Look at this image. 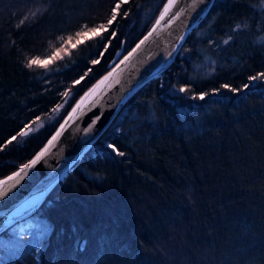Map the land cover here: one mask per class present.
I'll return each instance as SVG.
<instances>
[{"label": "trees", "instance_id": "obj_1", "mask_svg": "<svg viewBox=\"0 0 264 264\" xmlns=\"http://www.w3.org/2000/svg\"><path fill=\"white\" fill-rule=\"evenodd\" d=\"M114 2L0 0V144L52 115L0 152V178L37 154L117 52L129 51L150 28L166 0L122 6L129 14L117 18L102 57L104 43L90 35L56 62L55 73L26 67L32 55L44 58L59 47V37L105 23ZM260 3L214 0L169 67L126 100L52 187L43 212L51 232L41 253L11 264H264V83L212 93L224 83H252L248 77L264 71ZM93 59L100 63L91 65ZM202 63L207 67L198 72ZM184 84L190 92L178 91ZM69 87L76 94L65 103L61 94ZM201 92L209 95L194 98ZM58 104L63 107L53 111ZM114 142L124 157L108 152L106 144ZM11 237L10 230L0 233L2 240Z\"/></svg>", "mask_w": 264, "mask_h": 264}, {"label": "snow or ice", "instance_id": "obj_2", "mask_svg": "<svg viewBox=\"0 0 264 264\" xmlns=\"http://www.w3.org/2000/svg\"><path fill=\"white\" fill-rule=\"evenodd\" d=\"M201 2L202 0H191V3L187 5V8L180 6L184 3V0H167L166 3H163V7L160 10V14L153 27L146 35H144L143 39H141L139 43L136 44V47L133 48L132 51L128 52L126 56H124L123 60H121L119 64H117L111 71L107 73V75L103 76L95 85H93V87L90 88L88 92L84 94V96L80 97V99L76 102L75 107H72L71 112L68 113L67 119L64 120V123L60 124L59 129L55 135H53L51 139L48 140L47 144L31 160L24 164L18 165L17 171L0 178V217H3V219H0V228L10 230L12 233V237L8 241L0 239V264H11V262H13L16 257L23 256L25 253H41L42 247L45 245V242L51 232V225L46 219L43 218L44 206L49 202L47 197L53 187L51 182L38 186L29 193L30 198L25 199L18 206L16 205L17 197L16 192L13 190L16 189L24 177L28 175V170L33 168L39 161L48 155L50 149L55 146V142L64 132L69 121L76 120L79 116H83L84 109L88 105L100 103L96 97L100 94L102 86H104L106 82L117 73V70L120 68V64H125L128 62L130 58L136 54L139 49H141L142 45H146L154 35L159 34L158 28L162 22L166 27L171 25L176 20L180 19L181 15L185 14L189 9H195V7ZM129 3L130 0H115L111 8V14L106 19L105 23H101L92 27L81 25V30L76 31L73 35H69L67 38L63 36L59 37L58 39L61 41L59 47H56L55 50L51 52V54L44 56V58H41L40 55H32L30 59L26 60V67L29 69L41 68L46 70L51 68V71L55 73L56 68L53 66L56 64V62L63 60L64 56H70L71 51L84 43L85 38H89L90 33L92 37L101 38L102 42L104 43V51L98 53V55L102 57L104 52L107 51L108 45L111 43V39L116 36L115 27L117 18L121 16L126 17L129 14L130 9H125L123 13H121L122 6ZM257 10L264 12V0H261ZM39 11L40 9H37L36 11H30L29 14L24 15L17 27L23 25L25 21L29 19V15L32 18H35ZM241 27L242 25L240 24L235 26L236 29ZM243 27H247V25H243ZM105 32H108L109 34L106 41L103 39ZM184 39L185 36L183 34L177 37L178 43H176L171 50L167 51V59H171L177 52V49L182 47V43L180 42H183ZM231 40L232 36L230 35L226 40H223V43L228 44ZM149 58L151 59L154 57ZM99 63V59H93L90 61L91 65H96ZM88 72H91V68L88 69ZM85 75H87V73H85ZM84 79L85 76H81L79 79L73 80V87L80 85L81 81ZM248 80L252 83H244L239 86H234L230 83H224L220 85L219 88L213 89L212 93H218L221 90L240 93L241 91L248 90L249 88L255 86L256 81L264 83V71L249 76ZM119 82V80H116V83ZM46 83H50V81H46ZM73 87H69L61 94L65 100V103H67V101L76 94L73 92ZM178 91L188 93L191 91V85H180L178 87ZM208 95V92H201L198 93L194 98L203 100ZM61 107H63V105L58 104L56 108L53 109V111H56ZM99 119V116L95 117L92 120V124H95ZM37 120H39V117H37ZM90 128L91 125L85 129V132L89 131ZM31 131H33L32 127L30 125H25L24 128L15 136H12L3 144H0V152L5 151L9 145H12L14 141H17L18 137L28 136ZM106 149L114 156L124 157L126 155V153L121 150L122 145L115 142L107 143ZM36 217L41 218L36 220ZM34 220L35 222H33Z\"/></svg>", "mask_w": 264, "mask_h": 264}, {"label": "water", "instance_id": "obj_3", "mask_svg": "<svg viewBox=\"0 0 264 264\" xmlns=\"http://www.w3.org/2000/svg\"><path fill=\"white\" fill-rule=\"evenodd\" d=\"M213 2L214 0H202L195 9H189L185 14L181 15L180 19L167 27L162 22L158 28L159 34L154 35L146 45H142L141 49H139L128 62L120 64L117 73L102 86L100 94L96 97L100 103L88 105L84 109L83 116H79L76 120L69 121L64 132L55 142V146L50 149L48 155L39 161L33 168L29 169L28 175L25 176L20 185L13 190L16 192L17 206L25 199L30 198L29 193L38 186L49 182L54 186L68 173L118 116L126 100L149 81L158 77L175 60L181 48L177 49V52L171 59L166 58L167 51L171 50L173 46L178 43L177 37L181 34L185 36V39L180 43H182V45L184 44L192 30L198 27L203 21ZM190 3L191 0H184V3L180 6L187 8V5ZM156 19L129 51L124 54H122L121 51L117 52L109 64V70L103 76L107 75L109 71L123 60L128 52L136 47V44L139 43L144 35L153 27ZM149 57L154 58L150 59ZM116 80L120 82L116 83ZM93 85L80 97L84 96ZM80 97L75 101L72 107H75ZM72 107L68 113L71 112ZM68 113L46 140L41 149L47 144L48 140L55 135L60 124L64 123V120L67 119ZM97 116H99L100 119L97 120L95 124H92V120ZM89 125H91L90 130L85 132V129L88 128ZM15 171H17V169ZM0 219H3V217H0ZM4 230L5 229L0 228V233Z\"/></svg>", "mask_w": 264, "mask_h": 264}, {"label": "rangeland", "instance_id": "obj_4", "mask_svg": "<svg viewBox=\"0 0 264 264\" xmlns=\"http://www.w3.org/2000/svg\"><path fill=\"white\" fill-rule=\"evenodd\" d=\"M91 35V33L89 34V36ZM208 62V61H207ZM206 63V62H205ZM205 63H202V64H198V66H196V69H197V71L199 72L200 70H205V67H207L206 65L207 64H205ZM203 74V73H202ZM49 118H51L52 117V115L51 116H48ZM48 117H44V118H42V119H40V120H37L36 122H35V124L33 123V124H31L30 126H32V129H33V131H35V132H37L39 129H40V127L42 126V124H44V122L48 119ZM38 219H40V218H38V217H36V220H38ZM33 222H35V220L33 221ZM23 223V222H22ZM10 238H7V240H5V241H8Z\"/></svg>", "mask_w": 264, "mask_h": 264}]
</instances>
